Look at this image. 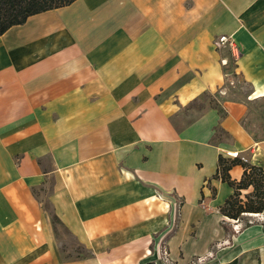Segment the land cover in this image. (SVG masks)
Wrapping results in <instances>:
<instances>
[{"label": "crops", "instance_id": "obj_1", "mask_svg": "<svg viewBox=\"0 0 264 264\" xmlns=\"http://www.w3.org/2000/svg\"><path fill=\"white\" fill-rule=\"evenodd\" d=\"M219 153L264 171V0H73L0 33V264H264Z\"/></svg>", "mask_w": 264, "mask_h": 264}, {"label": "trees", "instance_id": "obj_2", "mask_svg": "<svg viewBox=\"0 0 264 264\" xmlns=\"http://www.w3.org/2000/svg\"><path fill=\"white\" fill-rule=\"evenodd\" d=\"M73 0H0V33L5 32L10 26L22 23L34 13L47 9L67 5ZM217 135L225 131L218 127ZM236 164L243 167L239 180L232 179L229 169ZM220 178L233 187V192L228 195L224 203L219 207L222 214L230 219L244 221L247 226L248 219L243 220L246 213H260L264 211V171L260 165L253 164L244 159L241 155L225 156L218 154L217 167L213 175ZM251 189L242 193V189ZM214 194V192H213ZM243 196L245 199H243ZM55 220L58 217L52 213Z\"/></svg>", "mask_w": 264, "mask_h": 264}, {"label": "rangeland", "instance_id": "obj_3", "mask_svg": "<svg viewBox=\"0 0 264 264\" xmlns=\"http://www.w3.org/2000/svg\"><path fill=\"white\" fill-rule=\"evenodd\" d=\"M194 108H198V106L200 107V101H196L195 103H193ZM242 193H245V191H242ZM243 199H245V197L243 196ZM44 204L47 208V212L49 214L51 223L53 225V228L57 234V236L59 237V243H60V248L64 251L62 252L63 254L66 253H70V254H74V251L76 249V254H80L81 253V249L79 246L75 247V242L73 241L72 237L65 231V229L61 226V224L55 220L52 216V212L50 210V207L47 203V200H44ZM245 216V215H244ZM243 220H246V218H243ZM244 222V221H242ZM166 253H167V245L166 243L163 241L160 246H159V258L166 260Z\"/></svg>", "mask_w": 264, "mask_h": 264}, {"label": "built area", "instance_id": "obj_4", "mask_svg": "<svg viewBox=\"0 0 264 264\" xmlns=\"http://www.w3.org/2000/svg\"><path fill=\"white\" fill-rule=\"evenodd\" d=\"M214 44L217 47L228 48L234 59L238 56L239 51L237 49V46L235 44V40H234L232 35L220 34L214 39ZM227 63H228L227 58H221V64L226 65ZM201 203L203 204V199H201Z\"/></svg>", "mask_w": 264, "mask_h": 264}, {"label": "bare ground", "instance_id": "obj_5", "mask_svg": "<svg viewBox=\"0 0 264 264\" xmlns=\"http://www.w3.org/2000/svg\"><path fill=\"white\" fill-rule=\"evenodd\" d=\"M255 214V213H254ZM257 214V213H256Z\"/></svg>", "mask_w": 264, "mask_h": 264}]
</instances>
